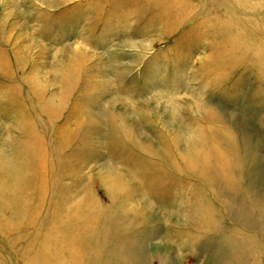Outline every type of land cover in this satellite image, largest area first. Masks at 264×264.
Here are the masks:
<instances>
[{
    "label": "rangeland",
    "instance_id": "rangeland-1",
    "mask_svg": "<svg viewBox=\"0 0 264 264\" xmlns=\"http://www.w3.org/2000/svg\"><path fill=\"white\" fill-rule=\"evenodd\" d=\"M0 264H264V0H0Z\"/></svg>",
    "mask_w": 264,
    "mask_h": 264
}]
</instances>
